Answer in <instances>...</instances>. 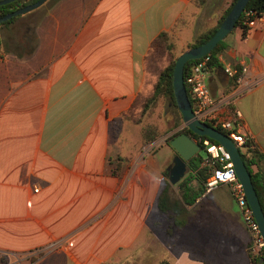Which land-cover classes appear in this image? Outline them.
<instances>
[{
  "label": "crops",
  "instance_id": "crops-1",
  "mask_svg": "<svg viewBox=\"0 0 264 264\" xmlns=\"http://www.w3.org/2000/svg\"><path fill=\"white\" fill-rule=\"evenodd\" d=\"M232 2L203 18L196 36L216 28ZM204 6L195 0H48L18 40L13 31L27 13L0 24L1 253L23 260L47 250L33 264H107L139 246L169 182L161 189L159 163L175 150L168 145L144 168L142 124L127 116L153 90L145 69L153 40L180 20L184 38ZM218 60L206 74L217 98L236 87L226 68L245 64L246 78L258 80L234 107L257 150L252 171L264 187V21L245 36L242 28L229 34ZM140 110L139 104L132 112ZM128 131L138 139L129 142ZM201 198L187 209L198 207L196 223L184 219L178 229L173 221L181 248L170 264H254L251 235L229 186Z\"/></svg>",
  "mask_w": 264,
  "mask_h": 264
},
{
  "label": "built area",
  "instance_id": "built-area-1",
  "mask_svg": "<svg viewBox=\"0 0 264 264\" xmlns=\"http://www.w3.org/2000/svg\"><path fill=\"white\" fill-rule=\"evenodd\" d=\"M240 20L243 32L248 33L264 21V13H258L255 10L246 8ZM209 62V55L199 59V62L193 66L192 75L189 78L195 116L199 121L211 125L224 133L226 132L239 150L244 149L246 152V144L251 138L244 132L243 115L240 110L234 107V103L239 96L253 89L258 84V80L246 78L248 67L245 64L241 70L226 68L225 72L234 79L236 87L234 93L230 96L217 98L213 95L206 80ZM195 140L201 144L202 150H205L206 153L205 157H203L201 168L207 169L209 172L201 199L207 198L222 185L229 186L242 219L251 235V242L248 248L249 254L253 262L260 260L259 264H264V238L248 202L243 185L235 172L230 154L224 146L219 143H213L208 138L199 137ZM151 149V146L146 147L145 152L148 154ZM3 255L6 258L8 257L7 253H3Z\"/></svg>",
  "mask_w": 264,
  "mask_h": 264
},
{
  "label": "rangeland",
  "instance_id": "rangeland-1",
  "mask_svg": "<svg viewBox=\"0 0 264 264\" xmlns=\"http://www.w3.org/2000/svg\"><path fill=\"white\" fill-rule=\"evenodd\" d=\"M225 0H206L205 6L202 8L199 14H202L199 18V22L196 23L195 27L192 26L191 22L189 24L190 31L184 32V38L181 37V33L178 30H175L174 38L171 40V51L172 53L164 56L158 57L157 63L155 62L154 70L155 73L149 76L148 82L150 85H154L157 75L160 70L168 66L172 60H177L178 57L185 52L188 48V45L192 42H195L196 35L199 30H201L204 25L202 23V19L211 15L215 9L219 6H223V2ZM39 11H33L31 13H27L26 17L23 19H19L16 23V29L13 31V36L17 38L22 32L25 30L27 26H32V22L37 18ZM195 15V14H194ZM197 20V18H196ZM5 26H1L3 30ZM192 28V29H191ZM194 28V29H193ZM192 38V39H190ZM4 40L7 39V36H4ZM181 113L175 107H173L172 103H170L167 99H161L156 111L152 115L145 116L142 119V130L144 128H156L158 131V138L154 142L150 144H146L143 139L142 135V162L143 167L148 166L146 160L150 158H155L159 153L160 157L162 156L163 152L167 150L168 141L178 132L181 131L184 127V121L181 118ZM130 124V123H128ZM131 125V124H130ZM137 130V127L136 129ZM125 134V133H124ZM129 136V142H133L138 139V133L133 132H126ZM151 146L152 149L150 153L145 152V148ZM244 153L245 150L241 149ZM177 154L173 151L172 157L168 160V162H161L159 163V177L162 178V187L164 188L165 182L169 181L168 177L164 175V172L167 170V167L172 163L173 158ZM200 155L205 157L206 153L205 150L200 152ZM128 163L130 162L129 158H125ZM150 169V167H149ZM149 172H146L148 174ZM179 189L178 184L171 187V195L174 201L179 200ZM197 212L198 207H194L187 212L186 216H179L182 220H186L188 225L191 222L196 223L197 220ZM186 217V218H185ZM175 217H173L170 213H162L157 206L153 208V212L149 219L148 225L143 232V238L141 243L137 247H133L126 257L121 259L120 261H116V263L108 262L107 264H159L164 260L170 261L173 258V253L181 248L178 242V234L181 233L180 230H177L174 226ZM194 228V227H193ZM191 230L197 235V231L192 229ZM190 230V231H191ZM190 231L185 233L184 237L186 244H189L191 241V234ZM198 236V235H197ZM44 251H37L33 253L32 256L27 257V259H21L22 256H15L8 254V257L3 255L0 252V264H22V262L26 264H33L34 259H39L41 256L44 255ZM38 261V260H37Z\"/></svg>",
  "mask_w": 264,
  "mask_h": 264
},
{
  "label": "trees",
  "instance_id": "trees-1",
  "mask_svg": "<svg viewBox=\"0 0 264 264\" xmlns=\"http://www.w3.org/2000/svg\"><path fill=\"white\" fill-rule=\"evenodd\" d=\"M38 0H18L13 3L0 6V17L5 16L6 14L13 12L17 10L18 8L24 7L26 5L32 4ZM206 0H195V3L200 7L204 5ZM237 0H233L230 8L225 12L223 17L221 18L219 25L216 28L210 29L207 32L202 33L199 35L195 42H192L188 45V48H193L199 45H202L206 41H208L218 30L221 23L224 21V19L227 17V15L230 13L232 8L234 7V4ZM247 9H252L257 11L258 13H264V0H250L247 7ZM15 18L10 19L9 21L3 23V24H9L11 23ZM182 25V20L179 21V23L173 28L171 31H165L161 33L156 39L153 40V42L150 45L149 51L146 55L145 60V69L149 76L155 73L154 66L155 62L157 63L158 57H164L172 53L171 51V40L174 38L175 30L178 29V27ZM241 28V20L238 21L236 28ZM243 35L245 36L246 33L243 32ZM225 47V40L220 42L218 46L213 50L210 54V62H209V70L218 67L219 66V60L218 55L219 53L224 49ZM177 60H172V62L159 71L157 75V79L154 83V87L152 92L149 94L148 97L140 101V99H137L131 109V114H129L127 117L134 121L135 123L142 124V119L145 116L152 115L160 102L161 99H167L170 103H172L173 107H175L178 111V106L174 94V68ZM199 60H191L188 61L185 70H184V78H185V85L187 87V91L189 94V98L191 100L192 105L194 106V100L190 93V84H189V78L192 75V68L195 64H197ZM141 105V110L139 113L132 112L138 105ZM182 118V116H181ZM183 119V118H182ZM187 133L191 135L193 138L198 139L200 136L193 134L189 128L184 127L181 131H178L171 139L170 141L175 138L176 136ZM225 134H227L225 132ZM142 135L144 142L146 144H150L157 140L159 134L156 128H144L142 130ZM206 138V137H204ZM170 141H168V145L170 146ZM213 143L218 144L216 141L211 140ZM247 151L243 153L241 150V155L246 162V164L249 167V170L252 174V178L255 184V187L257 189L259 199L261 201L262 207L264 209V187L260 186L256 175H254L252 171V165H254V158L258 156L257 150L255 149L254 143L249 140L246 144ZM203 160V156L198 155L191 159V161L188 164V172L186 176L178 183L179 187V200L174 201L173 197L171 195V185L169 182H167V185L162 190L161 195L159 196L158 200V208L162 213H170L175 217V226L178 229H181L186 226V222H184L181 218H178L179 216H186L188 212V208L191 206H194L197 199L201 196V194L204 191V184L206 179L209 176V172L207 169L201 168V163ZM165 176L168 177V171H165ZM38 259H34L33 261L36 262ZM254 264H259L260 260L254 261ZM159 264H170L169 261H162Z\"/></svg>",
  "mask_w": 264,
  "mask_h": 264
},
{
  "label": "water",
  "instance_id": "water-1",
  "mask_svg": "<svg viewBox=\"0 0 264 264\" xmlns=\"http://www.w3.org/2000/svg\"><path fill=\"white\" fill-rule=\"evenodd\" d=\"M15 1L18 0H0V6L7 5ZM47 1L48 0H38L32 4L18 8L17 10L0 17V24L16 16L33 12L43 6ZM249 1L250 0H237L234 7L221 23L216 33L208 41L202 45L186 50L178 57L173 74L174 94L185 127L189 128L193 134L216 141L224 146L230 154L231 160L234 163L235 172L243 185L248 202L254 212L264 238V209L259 199L249 167L244 161L239 148L227 134L211 125L199 121L196 118L184 78V70L187 62L191 60H199L215 50L218 44L225 40L226 37L235 30L236 25ZM170 146L177 153L171 165L168 167L169 182L175 186L186 176L189 162L192 158L200 155L202 146L196 142L195 138L187 133H182L173 138L170 141Z\"/></svg>",
  "mask_w": 264,
  "mask_h": 264
}]
</instances>
